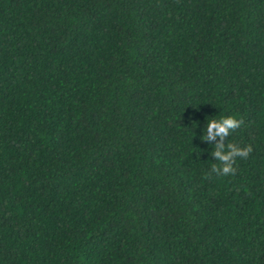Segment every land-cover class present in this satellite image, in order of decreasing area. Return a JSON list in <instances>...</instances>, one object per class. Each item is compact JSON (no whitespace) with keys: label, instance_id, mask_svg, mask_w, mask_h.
<instances>
[{"label":"trees","instance_id":"16d2710c","mask_svg":"<svg viewBox=\"0 0 264 264\" xmlns=\"http://www.w3.org/2000/svg\"><path fill=\"white\" fill-rule=\"evenodd\" d=\"M0 264H264V0H0Z\"/></svg>","mask_w":264,"mask_h":264},{"label":"clouds","instance_id":"9594fccd","mask_svg":"<svg viewBox=\"0 0 264 264\" xmlns=\"http://www.w3.org/2000/svg\"><path fill=\"white\" fill-rule=\"evenodd\" d=\"M244 124L243 119L235 115H226L219 119L212 117L209 119L205 127V134L201 137L202 140L214 141L217 137L219 142L215 143L212 155L219 163H213L210 172L205 178L216 176H229L237 173L236 160L237 158L246 159L253 148L251 145L240 147L235 143H225V138L235 130L239 129Z\"/></svg>","mask_w":264,"mask_h":264}]
</instances>
